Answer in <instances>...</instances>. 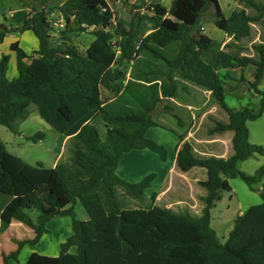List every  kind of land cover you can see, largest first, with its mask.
I'll use <instances>...</instances> for the list:
<instances>
[{
  "label": "trees",
  "instance_id": "16d2710c",
  "mask_svg": "<svg viewBox=\"0 0 264 264\" xmlns=\"http://www.w3.org/2000/svg\"><path fill=\"white\" fill-rule=\"evenodd\" d=\"M53 1L39 0L42 8L33 10L21 29L0 25V41L16 31H32L40 44L31 56L18 42L11 45L18 70L13 79L7 77L8 57L0 61V125L17 133V123L28 117L34 105L40 117L71 142L70 160L46 168L41 163L30 165L10 153L0 138V235L14 220L35 232L32 240H14L18 248L3 254V264H264V165L255 175L238 168L240 162L256 154L264 156V148L250 142L247 126L264 113V92L260 90L264 80V36L253 46L255 55H243L235 49L252 40L255 24L264 23V6L245 0L258 14L252 15L239 6L228 18L219 0H173L169 9L156 4L154 17L148 18L153 22L148 36L141 42L137 40L134 30L141 21L130 30L119 23V40L114 42L110 28L115 15L107 0H67L50 8L64 19L62 35L67 42L51 46L53 25L45 9ZM209 7L214 9L215 26L231 37L224 50L202 32L191 35ZM72 29H93L95 40L87 50L80 51L71 44L67 34ZM172 45H179L180 50L170 57L168 48ZM146 50L151 56L145 67H140L141 53ZM126 62L135 67L129 80L128 71L122 69ZM250 66L255 71L249 88L261 97V107L258 111L250 106L232 109L226 103L225 81L233 76L227 73L222 77L220 72L244 71ZM174 73L210 91L227 113L228 121H217L210 132L234 133V153L228 158L201 156L184 135L178 134V169L187 173L202 168L207 174L200 182L206 194L202 197L204 212L199 217L158 205L128 208L117 195L122 189L128 197L141 200L156 177L150 175L139 183L120 178L117 169L124 154L149 149L163 161L167 159L166 148L146 134L149 128L161 127L153 120V112L178 95ZM103 90L115 95L116 100L104 99ZM120 96L129 99L118 100ZM99 117L107 128L105 139L92 123ZM44 138L45 134L38 133L30 140ZM235 178H241L252 190L261 184L257 191L263 202L238 215L227 242L222 244L211 226V209L221 200L222 192L232 191L229 179ZM156 199L153 195V204ZM78 202L88 220L78 218ZM35 211L37 218L32 215ZM58 216L72 219L73 232L59 256L34 252L21 263V249L38 245L47 224ZM73 247L75 253H71Z\"/></svg>",
  "mask_w": 264,
  "mask_h": 264
},
{
  "label": "rangeland",
  "instance_id": "374dc122",
  "mask_svg": "<svg viewBox=\"0 0 264 264\" xmlns=\"http://www.w3.org/2000/svg\"><path fill=\"white\" fill-rule=\"evenodd\" d=\"M65 1L67 0H55L50 3L49 8L45 9L46 12H50L49 18L53 25V29L50 31L51 46H58L66 41V37L62 35L65 26L61 28L57 25L60 24L62 17L57 11H50V8L60 6ZM107 1L115 15L114 22L110 28L111 32L114 34V42L119 40L117 36V26L119 23H123L126 29L130 30L132 28L134 29V26H136L139 21H141V25L134 31L137 40L141 42L152 32L153 22L148 18L154 17L155 13L153 6L160 4L169 9L173 0ZM255 2L258 5L264 6V0H255ZM219 3L223 14L228 18L231 17L239 6L245 7L252 15L258 14L255 8H251L245 4V0H219ZM41 8L39 0H0V25L5 24L7 27L13 26L21 29L24 27L29 14L33 10H40ZM31 16L32 15H30L29 18H31ZM142 16H144L145 19H140ZM92 31L93 29L85 32H76L72 29L69 30L67 36L71 39V44L73 46L80 51H85L95 40ZM200 32L206 34L215 42L220 43V48L222 50H224L225 45L231 41V37L215 26L214 9L212 7H209L203 13L200 25L191 32V35L197 36ZM262 36H264V23L260 22L253 26L252 40L240 43V46L235 48L237 49L236 52L240 51L243 55H255L253 46L256 42H260ZM16 42L20 44V48L29 56L33 55L34 51L39 49L40 46L38 38L32 31H16L7 34L4 40L0 41V61L4 56L9 59L7 70L8 79H13L18 76L16 67L17 56L16 53L11 50V45ZM179 50V45L170 46V48H168L170 57L175 56ZM150 56V51L146 50V52H142L139 60L140 64L138 63L139 66L145 67V61L150 58ZM156 61L159 63L161 60ZM28 62H30V60H28ZM122 69L128 71V80L135 72L133 63L126 62L122 66ZM254 71L255 68L250 66L244 71L242 69H227L220 72L222 77H225L227 73L233 76V79L225 81L226 103L232 109L239 110L247 106L254 108L256 111L260 109L261 97L249 88L250 82L253 81ZM174 77L179 88L178 95L176 98L167 99L162 102L153 112V120L160 124L161 127L149 128L146 134L148 139L166 148L168 152L167 159L163 161L158 153L149 149H137L124 154L117 169V175L120 178L130 183H139L150 175H155L156 177L141 200L128 197L122 189H118L117 195L120 202L128 208L138 209L147 208L151 205H158L193 217H199L203 214L205 208L202 200L203 196L199 189V187H201L203 190L200 182L205 178V170L201 168L195 169L188 175L182 176L179 175L181 173L173 174L174 171H171L173 160L177 159L175 150L180 142L178 134L184 135L186 139H191L198 154L199 152L211 151V149H213L216 154L222 156H229L231 153L230 150H232V154L234 152L232 145L229 143L228 132H210L216 127L217 121H227V113L218 105L216 99L210 95L211 92L196 85L192 81L182 78L179 73H174ZM125 83H127V81ZM260 90L264 92V85H260ZM103 97L108 101L116 100L115 95H110L105 92V90L103 91ZM124 98L125 100L129 99L126 96H120L118 100ZM123 103H126V101H123ZM188 106H191V109H189ZM195 108H197V110ZM211 110H213V113L203 117L204 113ZM94 125L98 127L101 137L105 139L107 136V128L102 118L99 117L94 122ZM247 126L249 129L250 142L264 148V113L262 117L256 121L249 122ZM16 129L18 132L14 133L9 131L5 126L0 125V138L5 143L10 153L21 157L30 165L41 163L46 168H52L55 162L57 165L58 162H68L70 160L71 142L40 117L36 106H30L28 117L23 121H19L16 125ZM38 133L45 134V138L43 140L38 139L37 142L30 140V137ZM212 136L216 138L221 137V143L213 144L216 145L215 148L211 147L213 145L209 146L202 142V140ZM263 165L264 156L256 154L250 159L240 162L238 168L247 175H255L257 170ZM183 176L186 177L189 182L186 188L182 187V183L184 182ZM229 183L232 191L222 192L221 200L211 209V226L216 231L217 237L222 244L227 242L229 233L233 230L235 219L238 215L243 214L251 206L263 202L260 193L257 191L261 188V184L255 185V190H252L241 178L229 179ZM165 185L170 186L171 189L168 190V193L164 197H161L158 203L155 201L153 204L152 196L160 193ZM179 200H181V203ZM75 211L80 220L89 219L80 202L76 204ZM32 215L33 218H37L38 212L35 211ZM52 222H50V228L54 230L55 234L59 231L61 232V236L66 237V235L71 236L73 233L72 219L69 216H58L54 218ZM29 230L30 228L27 226L22 229L16 225L12 227L9 233L2 236L0 239V264H3V254H9L17 250L18 245L13 239L16 237L28 239V237H31ZM49 239L50 238H44L39 246L36 245L35 247H31L26 245L23 247L19 255L20 262H27L31 251H33V253L38 252L42 254L50 253L52 252L54 244L55 248L59 249V247H56L58 241L49 242Z\"/></svg>",
  "mask_w": 264,
  "mask_h": 264
},
{
  "label": "crops",
  "instance_id": "0c3cea01",
  "mask_svg": "<svg viewBox=\"0 0 264 264\" xmlns=\"http://www.w3.org/2000/svg\"><path fill=\"white\" fill-rule=\"evenodd\" d=\"M261 85H264V80H263V82H262V84ZM104 91V90H103ZM103 91H102V93H103ZM105 92H107V91H105ZM108 93V92H107ZM210 93V92H209ZM110 95H112L111 93H109ZM210 95H211V93H210ZM109 96V95H108ZM110 97H113V96H110ZM114 100H109V102H113ZM189 107V109H191V106H188ZM196 110H197V108H195ZM200 109V108H199ZM211 113H213V110H211V111H208V112H206V113H204L203 114V117H206L207 116V114H211ZM97 120V119H96ZM95 120V121H96ZM95 121H93L92 123L94 124V122ZM227 121H228V115H227ZM226 121V122H227ZM104 122V121H103ZM225 123V122H224ZM96 126V125H95ZM98 128V127H97ZM176 132V131H175ZM224 133H226V132H224ZM228 139H229V143L232 145V139H233V136H234V133L233 132H230V131H228ZM66 139H68V138H66ZM188 139V140H187ZM186 139V141H188V142H190V143H192L193 144V142L191 141V139H189V138H187ZM220 140H221V137L219 138H216V137H214V136H212V137H210V138H206V139H204V140H202V142H204L206 145H213V144H215V143H221L220 142ZM193 146H194V144H193ZM212 148H215L216 147V145H213V146H211ZM194 148H195V146H194ZM233 149V148H232ZM196 150V149H195ZM231 151V153H230V155L229 156H222V155H218V154H216L214 151H213V149H211V151H204V152H199V155H202V156H205V157H209V156H216V157H223V158H228V157H230V156H232L233 154H232V150H230ZM197 152V151H196ZM175 156L177 157V147H176V150H175ZM120 163V162H119ZM56 166V162H55V164H54V166L52 167V168H54ZM119 166V165H118ZM195 169H200V168H195ZM195 169H192L191 171H193V170H195ZM202 169V168H201ZM171 171H174V173L173 174H178V173H181V174H179V175H188L191 171H189V172H187V173H183V172H180L179 170H178V167H177V159H174L173 160V166H172V169H171ZM179 171V172H178ZM204 174H205V178L203 179V180H201V181H204V180H206V178H207V174H206V171L204 172ZM170 176H171V174H170ZM183 179H184V182L182 183V187L183 188H186L187 187V185L189 184V182H188V180H187V178L186 177H184L183 176ZM187 181V182H186ZM198 181V180H197ZM198 186V185H197ZM171 188H170V186H168V185H165V187H164V189H162V191L160 192V193H157V194H155L156 196H157V199H156V203H158V201L159 200H161V197H164L167 193H168V190H170ZM199 189H200V192H201V195L202 196H204L205 195V191H204V189L202 190L201 189V187H199ZM181 200H182V198H181ZM181 200H179L180 201V203H181ZM174 204H179V203H174ZM171 206V205H170ZM165 208H167V207H165ZM50 222H52V221H50ZM48 223L47 224V231H46V233L44 234V236L42 237V239H41V241L44 239V238H50L49 240V242H55V241H58V245H56V247L58 248L59 247V249H56L55 248V244H54V246L52 247V252H50V253H44V254H42V253H40V254H42V255H46V256H50V257H57V256H59V254H60V252H61V248H62V245L64 244V243H66V241H67V239L69 238V236H67L66 235V237H63V236H61L60 235V233L61 232H59L58 231V233L57 234H55L54 233V230H52V228H50V225H51V223ZM53 223V222H52ZM18 226V227H21L22 229H24L25 228V226H23L24 224H22V223H20V222H18V221H13V223L10 225V227L8 228V230L7 231H5L4 233H2L1 235H0V239L2 238V236L3 235H5V234H7V233H9L10 231H11V229H12V227H14V226ZM28 227V226H27ZM30 228V227H29ZM29 233H30V236L31 237H28V239H21V238H18V237H16V238H14L13 239V241L14 240H18V241H23V240H32L34 237H35V232H34V230L32 229V228H30V230H29ZM72 235V234H71ZM41 241H40V243H41ZM40 243L38 244V246L40 245ZM76 248L75 247H73L72 248V250H71V253H75L76 252V250H75ZM33 253V251H31V253H30V255ZM10 254V253H9ZM8 255V254H7ZM30 255H29V257H30ZM19 259H20V257H19ZM29 259V258H28ZM12 264H17V263H12Z\"/></svg>",
  "mask_w": 264,
  "mask_h": 264
},
{
  "label": "built area",
  "instance_id": "2783aa9c",
  "mask_svg": "<svg viewBox=\"0 0 264 264\" xmlns=\"http://www.w3.org/2000/svg\"><path fill=\"white\" fill-rule=\"evenodd\" d=\"M61 19L62 20H61L60 24H57V25H59L61 28H63L65 26L64 19L63 18H61Z\"/></svg>",
  "mask_w": 264,
  "mask_h": 264
}]
</instances>
